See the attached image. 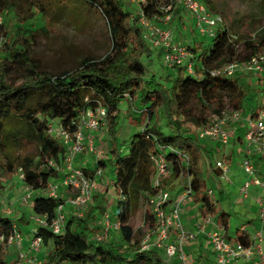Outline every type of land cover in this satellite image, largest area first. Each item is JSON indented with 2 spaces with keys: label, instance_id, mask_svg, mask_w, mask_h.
Masks as SVG:
<instances>
[{
  "label": "trees",
  "instance_id": "1",
  "mask_svg": "<svg viewBox=\"0 0 264 264\" xmlns=\"http://www.w3.org/2000/svg\"><path fill=\"white\" fill-rule=\"evenodd\" d=\"M82 1L105 19L111 51L101 60L84 57L72 70L53 73L32 58L30 50L38 32L48 31L45 18L56 14L54 6L59 0H48L46 4L34 0L25 10L24 17H19L14 2L0 0V16L12 7L21 23L31 19L36 11L44 21L42 28L26 36L14 32L11 42L5 41L0 49L4 54L0 58V191L4 189V182L11 180L19 171L22 174L19 185L31 191L30 215L46 216L52 220L65 197L62 193L57 199L46 195L48 184L60 179L49 162L62 164L65 148L60 139L49 132L51 123L56 122L57 126L73 135L81 113L100 103L107 110L109 158L99 161L93 170H81L93 177L97 169L107 166L112 173L111 183L118 200L116 214L110 218L120 223L118 233L121 244L115 246L113 242L98 244L91 241L89 237L99 228L93 226L96 221L94 212H85L83 218L68 217L60 235H54L45 228H36L42 246L50 245L46 259L40 264H169L162 254L154 250L139 251V241L128 224V192L133 184L140 188L144 198L156 192L152 188L154 169L149 158L162 153L173 168L170 175L160 181V188L173 192L178 184H182L180 177H187L191 198L200 204L205 215L222 219L223 226H226L224 213L207 196L203 177V160L211 162L212 142L199 140L196 134L208 125L207 113L211 108L215 109L214 113H219L229 107L239 111L243 117L252 116L260 108V96L264 93L261 81L253 85L248 83L250 76L246 74L224 78L222 75L212 76L209 71L227 62L247 61L261 50L264 39H232L223 26L216 30L215 37L205 46L201 41L196 47L186 46L193 55V75L187 74L185 67L181 66L164 68L168 73L159 81L154 75L147 77L143 61L153 57L160 61V53L151 49L141 37L138 8L133 10V4L127 0ZM201 2L207 8L210 5V0ZM159 6L158 0H146V7L143 8L146 18L154 21L156 17H161L163 14ZM184 17L183 10L175 9L171 28L177 23L182 27L186 21L190 23L184 27L186 31L192 32L196 41L199 40L201 36L192 21ZM2 28L3 25L0 30ZM123 102L127 110L126 118L136 128L126 151L116 135V117ZM157 114L166 120L167 133L155 123L141 127L143 117L150 123ZM20 141L34 142L35 153L14 154V148ZM215 148H218L217 145ZM168 149L186 155L187 165L184 166L179 156ZM211 168L217 174L213 165ZM120 196H124L125 201H120ZM93 200H97L94 195ZM95 208L100 214L105 212L99 202H96ZM148 215L147 212L144 217L145 229L151 226ZM12 223L10 217L0 212V238L4 241L12 235ZM29 223L31 221L26 214H21L15 225L19 231L20 226H28ZM29 233H25L27 237ZM227 239L243 246L250 245L246 232L236 233L235 238ZM3 247L0 244V254ZM0 264L11 263L0 255Z\"/></svg>",
  "mask_w": 264,
  "mask_h": 264
},
{
  "label": "built area",
  "instance_id": "2",
  "mask_svg": "<svg viewBox=\"0 0 264 264\" xmlns=\"http://www.w3.org/2000/svg\"><path fill=\"white\" fill-rule=\"evenodd\" d=\"M128 1L137 6L141 37L151 49L160 53L162 66L166 69L185 67L186 73L193 75L192 53L185 46L176 42L173 37L170 21L174 10L181 9L189 14L196 32L208 39L214 38L216 30L223 27L222 18L211 13L198 0H164L163 4L159 6L163 15L156 17L153 21L147 19L144 14L143 8L146 7V0ZM260 47L261 50L247 61L227 62L219 70L209 71L210 75L233 78L246 74L250 76L253 83L261 81L264 84V42ZM106 117L107 110L97 103L95 108L81 113L79 122L76 124V132L73 135L60 126H50L49 132L60 139L65 148V155L62 164L49 162V166L60 175V179L48 184L46 195L54 199L60 198L59 188H64L72 195L65 197L63 203L57 207L52 220H48L46 216H31L30 233L24 241L16 225L12 223V235L6 241L1 237L0 244L8 248L15 247L18 250L20 245L25 242V253H20L19 256L25 258V255L28 254L37 255L42 247V239L36 235V228H45L54 235H60L66 224L67 215L83 217L97 190L102 170L97 169L93 177H90L75 166V160L78 155L88 152L93 154L96 159H104L103 151L97 150L92 145L91 139L85 137L84 132L92 133L105 129ZM238 128L243 130L242 141L245 146L244 157L239 167L246 177V181L239 188V195L243 199H247L251 186L260 190L254 200L257 205L258 219L264 225V174L258 173L250 159L252 154L264 158V93L260 96V108L252 116L243 117L239 111L224 108L219 113L213 114L208 125L198 130L196 135L199 140H208L221 148H226ZM168 151L179 156L184 166L187 165L186 155L171 149ZM149 161L154 169L152 188L156 189V192L151 196L145 195L151 226L146 228L140 240V252L154 250L162 254L167 261L174 260L178 264L192 263L191 257L185 249L194 244L199 236H203L214 257L215 264H232L240 260L250 264H264V246H262L264 230L262 229L255 232L250 239L249 246L229 241L224 226L216 223L209 215L204 217L202 223L195 226L194 231H187L182 221V215L184 203L192 196L189 179L180 177L179 181L183 186L182 192L173 196L171 192L160 188V181L167 178L172 172L171 162L166 160L162 153L151 155ZM213 167L220 173L221 180L228 181L226 174L229 168L223 160H215ZM18 179H22V174L19 173ZM212 195L213 193L207 190L209 199ZM30 200L31 191L25 187L21 202L24 205H29ZM119 200L123 202L125 197L120 196ZM210 202L214 204L213 201L210 200ZM2 213L9 217L12 211L7 208ZM104 218L100 231L89 238L98 244L106 243L109 234L118 232L120 229L118 220L111 219L108 215H105ZM208 226H211V230H207ZM29 263L39 264L35 258Z\"/></svg>",
  "mask_w": 264,
  "mask_h": 264
},
{
  "label": "rangeland",
  "instance_id": "3",
  "mask_svg": "<svg viewBox=\"0 0 264 264\" xmlns=\"http://www.w3.org/2000/svg\"><path fill=\"white\" fill-rule=\"evenodd\" d=\"M32 1L34 0H10V2H14L17 5V7L14 8H17L16 12L19 17H24L26 15L25 10ZM41 1L46 4L48 0ZM158 1L160 4L164 2V0ZM198 1L201 2L202 0ZM132 8L133 10H137V6L134 4ZM54 9H57L56 14L51 16V18L50 16L45 18L48 31L46 33L38 32L30 50L31 57L39 61L44 69L53 73H58L63 70H72L79 59L91 57L96 60H101L110 53L111 45L106 21L96 9L84 4L82 0H59V2L55 4ZM208 9L211 13L217 14L222 18L223 26L231 34L232 39H239V41H259L264 39V0H210ZM184 16L187 17L190 22V15L184 12ZM185 24H183L182 27L179 26L181 25L180 23L172 26L173 37L176 42L185 47H196L198 41H201L203 46L207 44L206 42H209L210 39L203 36L199 37V40L196 41L191 34L192 32L186 31V28H184L187 25L189 26L190 23H186L185 21ZM1 25H3V28L0 30V49L5 41L8 43L11 42L14 32H18L22 37L26 36V34H30L42 28L44 26V21L40 13L36 11L31 19L21 23L16 17L13 8L10 7L9 10H6L0 16V26ZM3 56L4 54L0 52V58ZM143 63L147 68V77L154 75L159 81H162L164 76L168 73V70L162 67L160 61L156 57H153L151 60H144ZM222 66L212 69L211 71L219 70ZM247 81L250 84H256L250 82L251 78ZM214 111L215 109L213 108L208 111L207 116L209 119L215 114ZM126 114V105L123 102L116 117V135L124 151L127 150L129 138L136 129L133 127V124L127 120ZM154 123L162 129L163 132L167 133L169 131L166 120L160 114H157L150 123L143 117L141 127L151 126ZM51 126L57 127V123L52 122ZM88 138L91 139L92 145L97 150L103 151L104 159H96L93 154L88 152L87 154H83L79 160H77L78 157L76 158L77 167L80 169L93 170L99 161L109 158L107 125L105 129L101 131L88 133ZM35 147L34 142L20 141L14 148V154L25 155L35 153ZM210 159L212 164H214L215 156L212 155ZM211 162H209L208 159L203 160V177L206 187L213 192L214 199L219 202L220 211L228 215L230 226L229 233L234 235L235 229L244 224L248 215L245 213L244 205L237 203V193L228 191L225 188L222 189L220 187L221 180L219 181L215 176L211 175L212 168L209 165ZM101 170V178L98 180V187L94 196L97 197L96 202H99V205L104 208L105 212L103 214L98 212V209L95 208L96 202L93 198L85 210V212H94L93 215L96 221L93 226L99 228L96 233L100 231L101 225L105 220V215L110 217L116 214V202L118 200V195L114 192L111 183L113 179L112 173L107 166H103ZM19 173L20 172L17 171L11 180L4 182V189L0 191V203L2 205L0 207V212L2 213L3 210L9 208L12 211L9 217L14 224H18V218L21 215L19 211H25L28 220L31 218V202L29 205H24L17 200L22 192V189L18 190V184H20V182L17 184ZM228 178H230V175H228ZM127 200L129 207L128 224L140 243L146 230L144 217L148 212V207L144 195L135 184L131 186ZM71 216L73 215L69 214L67 218ZM30 226L31 223H29L28 226H20L19 233L23 241L27 237L23 232V228L28 229L27 227ZM139 231L141 232L140 235H138ZM121 241L120 234L118 232H112L109 234L106 243L113 242L114 245L117 246L121 244ZM49 248L50 245L42 246L37 255L28 254L25 255V258H21L19 254L25 253V247L21 244L18 250L15 247H3L0 255L11 264H30L29 261L34 258L40 264L46 259Z\"/></svg>",
  "mask_w": 264,
  "mask_h": 264
},
{
  "label": "crops",
  "instance_id": "4",
  "mask_svg": "<svg viewBox=\"0 0 264 264\" xmlns=\"http://www.w3.org/2000/svg\"><path fill=\"white\" fill-rule=\"evenodd\" d=\"M84 135L88 139V132H84ZM242 136H243V130L238 128L235 134L233 135V137L230 139L229 145L226 148H221L219 146H217L218 148H215L216 145H214L213 143L210 144L211 148L213 149L210 153V156L213 154L215 156V160L220 159L225 162V164L229 168V171L226 174V176L228 177V175H230V178H228V181L221 180L219 176L220 173L218 171H216L217 174L211 171L212 172L211 175L215 176L219 181L220 180L223 181V182L220 181V187L222 189L225 188L228 191L237 193V197H238L237 203H241L242 205H244L243 207L245 209V213L246 215H248V218L245 219L244 224L236 228L234 235H233L229 233V229H230L229 221H228L229 217L227 214H225L222 211L225 215L224 220L226 221V226L224 227L226 237H229L230 239L235 238L236 233L237 235H240L242 234V232H246L249 238L252 239L255 232H257L260 229L264 230V225H262L258 219L257 205L254 200V198L259 194L260 190H258L254 186H251L249 188V197L247 199H243L239 195V188L246 181V177L239 167L240 162L242 161L244 157V151H245V146L242 141ZM84 154H87V153H84ZM82 156L83 154L78 155L77 160H79V158H81ZM250 159L252 163L254 164V166L256 167V169L258 170V173L260 175L264 174V158L256 154H252ZM77 160L75 162L76 167H77ZM212 165L213 164H211V166ZM18 183H19V179H18L17 184ZM182 188H183L182 184H178L174 188V191L171 192V194L173 196L180 194L182 192ZM20 189H22V192L19 198L17 199L18 202H21V197L23 196L25 192V187L23 185H19L18 190ZM59 191L60 193H62L63 197H67L69 195V192L64 190V188H59ZM213 196L214 195H212L210 200L213 201L214 204L217 203V206L219 207V202L215 200ZM19 212H21V214H25V211L23 210ZM205 216L207 215L204 214L200 204L195 203L193 198H189L188 200H186V202L183 205L182 221L187 231H194L195 226L199 223H202ZM212 218L216 223L223 225L222 219L217 218V217H212ZM27 228L28 229L23 228L24 233L30 231V227H27ZM207 230H211V226H208ZM22 246L25 247V250H26L25 242L23 243ZM262 246H264V242H262ZM185 250L192 260V263H188V264H215L214 257L209 247L206 245V240L203 236H199L197 238V241L194 244H191ZM167 262L169 264L177 263L174 260L167 261ZM232 264H250V263L240 260Z\"/></svg>",
  "mask_w": 264,
  "mask_h": 264
}]
</instances>
